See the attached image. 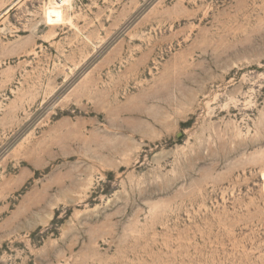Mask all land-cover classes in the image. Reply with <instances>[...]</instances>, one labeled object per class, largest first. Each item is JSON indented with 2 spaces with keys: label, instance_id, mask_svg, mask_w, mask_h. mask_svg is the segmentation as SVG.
Listing matches in <instances>:
<instances>
[{
  "label": "rangeland",
  "instance_id": "1",
  "mask_svg": "<svg viewBox=\"0 0 264 264\" xmlns=\"http://www.w3.org/2000/svg\"><path fill=\"white\" fill-rule=\"evenodd\" d=\"M0 264H264V0H0Z\"/></svg>",
  "mask_w": 264,
  "mask_h": 264
}]
</instances>
